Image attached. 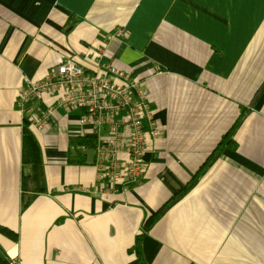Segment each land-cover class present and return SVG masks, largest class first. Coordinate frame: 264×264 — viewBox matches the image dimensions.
Returning <instances> with one entry per match:
<instances>
[{"label":"crops","instance_id":"1","mask_svg":"<svg viewBox=\"0 0 264 264\" xmlns=\"http://www.w3.org/2000/svg\"><path fill=\"white\" fill-rule=\"evenodd\" d=\"M72 59L130 71L161 135L137 183L95 188L78 110L18 94ZM42 131L30 124L47 112ZM46 192L22 188V129ZM235 126V127H234ZM224 147L199 176L218 143ZM78 150L83 163H70ZM144 231L145 220L195 178ZM28 202L26 207L23 204ZM0 254L10 264H264V0H0Z\"/></svg>","mask_w":264,"mask_h":264},{"label":"built area","instance_id":"2","mask_svg":"<svg viewBox=\"0 0 264 264\" xmlns=\"http://www.w3.org/2000/svg\"><path fill=\"white\" fill-rule=\"evenodd\" d=\"M56 95L64 111L81 112L80 134L95 140V188L98 192H116L137 183L145 170L144 155L161 130L153 119L147 91L130 71H112L98 65L88 71L72 59L49 68L43 80L31 82L18 94V105L32 99L44 100ZM47 112L33 114L31 126L42 131Z\"/></svg>","mask_w":264,"mask_h":264},{"label":"trees","instance_id":"3","mask_svg":"<svg viewBox=\"0 0 264 264\" xmlns=\"http://www.w3.org/2000/svg\"><path fill=\"white\" fill-rule=\"evenodd\" d=\"M29 124L26 122L22 129V165L24 168H28L29 172L25 173L24 176L22 175V188L27 189V185H33V196L38 194H44L46 192L44 186V179L42 173V161H41V154L40 148L28 129ZM235 127V126H234ZM232 131L228 132L221 141L218 143L217 147L214 149L212 154L207 158V160L202 165L199 173L197 176L201 175L203 171L209 166V164L218 156L219 152L224 147H230L234 149V142L231 140ZM94 141L90 140L89 138H75L71 142V146L73 148H78L80 146H86L90 149L94 147ZM84 156L76 149H74V153L70 157V163H83ZM197 176L176 196H174L170 201L164 204L158 211L150 215L144 222L142 228L144 231H147L151 228V226L164 214L166 209L170 207L180 196L187 191L192 184L195 182ZM28 202L23 204V207H26ZM0 233L6 237L11 239H15L14 235L7 229L0 227ZM139 240H136L134 244L133 251L136 253L138 259L140 260L141 264H144L140 255L139 250ZM0 264H10L3 255L0 254Z\"/></svg>","mask_w":264,"mask_h":264}]
</instances>
